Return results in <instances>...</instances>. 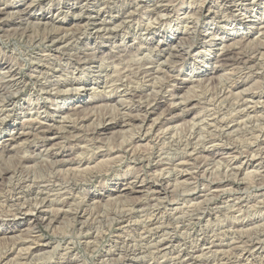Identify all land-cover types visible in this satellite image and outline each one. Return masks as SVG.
I'll list each match as a JSON object with an SVG mask.
<instances>
[{
  "label": "rangeland",
  "instance_id": "374dc122",
  "mask_svg": "<svg viewBox=\"0 0 264 264\" xmlns=\"http://www.w3.org/2000/svg\"><path fill=\"white\" fill-rule=\"evenodd\" d=\"M0 264H264V0H0Z\"/></svg>",
  "mask_w": 264,
  "mask_h": 264
},
{
  "label": "bare ground",
  "instance_id": "6f19581e",
  "mask_svg": "<svg viewBox=\"0 0 264 264\" xmlns=\"http://www.w3.org/2000/svg\"><path fill=\"white\" fill-rule=\"evenodd\" d=\"M229 4V3H228ZM112 8V7H111ZM163 17V16H162ZM64 18V17H63ZM172 19V18H171ZM41 20V19H40ZM160 21V20H159ZM156 22V21H155ZM154 22V23H155ZM54 25V24H53ZM42 29V28H41ZM104 29V28H103ZM111 29V28H110ZM109 31V30H108ZM107 31V32H108ZM111 31V30H110ZM101 32V31H100ZM110 33V32H109ZM26 34V33H25ZM99 34V33H98ZM114 34H115V32H114ZM54 35V34H53ZM104 35V34H103ZM111 35V34H110ZM52 36V35H51ZM55 36H57V35H55ZM97 36V35H96ZM113 36H116V35H113ZM54 37V36H53ZM60 37V36H59ZM109 37V36H108ZM111 37V36H110ZM187 37V36H186ZM57 38H58V36H57ZM99 38V37H98ZM41 39V38H40ZM47 39H48V37H47ZM80 39V38H79ZM108 39V38H107ZM62 40H64V38L62 39ZM72 40V39H71ZM85 40V39H84ZM86 40H91V37H89V38H86ZM43 41V40H42ZM48 41V40H47ZM66 41V40H65ZM98 42V41H97ZM101 42V41H100ZM53 43V42H52ZM54 43H56V42H54ZM50 44V43H49ZM53 45V44H52ZM67 46V45H66ZM178 46V45H177ZM64 49V48H63ZM53 50V49H52ZM59 50H61L60 48H57V49H55L53 52H58ZM67 52V51H66ZM92 52V51H91ZM60 53V52H59ZM209 53V52H208ZM208 53H204L205 55L204 56H206V57H208L209 56V54ZM58 54V53H57ZM63 54V53H62ZM67 55H65L66 57L68 56V53H66ZM56 55V54H55ZM146 55V54H145ZM173 55V54H172ZM79 56V55H78ZM48 57V56H47ZM95 57V56H94ZM103 57V56H102ZM146 57V56H145ZM170 57V56H169ZM51 58V57H50ZM85 58V57H84ZM88 58H89V56H88ZM147 58V57H146ZM200 58V57H199ZM62 59V58H61ZM87 59V58H86ZM144 59V58H143ZM176 59V58H175ZM56 60V59H55ZM79 60V59H78ZM77 60V61H78ZM81 60V59H80ZM88 60V59H87ZM95 60V59H94ZM205 60L206 59H204V62H205ZM86 61V60H85ZM182 61V60H181ZM200 61V60H199ZM198 61V62H199ZM248 61V60H247ZM34 62V61H33ZM41 62V61H40ZM54 62V61H53ZM72 62V61H71ZM95 62V61H94ZM174 62V61H173ZM172 62V63H173ZM250 62V61H249ZM73 63V62H72ZM76 63V62H75ZM83 64H84V61L82 62ZM257 63V62H256ZM43 64V63H42ZM247 64H248V62H247ZM250 64V63H249ZM80 65V64H79ZM115 65V64H114ZM121 65V64H120ZM175 66V65H174ZM44 67V66H43ZM120 67V66H119ZM156 67V66H155ZM10 68V67H9ZM39 68V67H38ZM98 68H100L101 69V66L100 67H98ZM97 68V69H98ZM115 68V67H114ZM40 70L42 69V68H39ZM116 69H117V67H116ZM75 70V69H74ZM87 70V69H86ZM241 70V69H240ZM6 71V70H5ZM19 71V70H18ZM17 71V72H18ZM85 71V70H84ZM116 71H118V70H116ZM168 71V70H167ZM232 72V71H231ZM33 73V75H34V80L36 81V82H39V80H40V77L41 78H43V79H48L41 71H38V72H36V71H34V72H32ZM229 73V72H228ZM7 74H8V76H10L11 78H14L15 76H16V70H12V69H8V72H7ZM20 74V73H19ZM18 74V75H19ZM138 74V73H137ZM33 75H31V76H33ZM155 75V74H154ZM18 77H20V76H18ZM24 78V77H23ZM52 79V78H51ZM156 79V78H155ZM220 79V78H219ZM23 80V79H22ZM45 80H44V82H45ZM81 80V79H80ZM12 81V80H11ZM14 81V87H15V94H17L18 93V91L20 90V88H21V85H22V83H23V81H20V82H18L17 80H13ZM10 82V81H9ZM24 82H26V81H24ZM55 83L54 84H51V83H53V81H51V82H49V85L51 84V86H58V84H60V86L62 87V88H64V87H73V86H77V87H79V88H76V89H74L73 88V90L74 91H79V90H81L83 87H84V85H83V83H84V81L83 80H81V81H79V80H75V79H73V80H71V81H66V82H69L68 84H66V82H61V83H59L60 81H54ZM139 83V82H138ZM47 84V83H46ZM64 84H65V86H64ZM111 84V83H110ZM109 84V85H110ZM37 85V84H36ZM23 86V85H22ZM114 86V85H113ZM50 87V86H49ZM25 88V87H24ZM27 88V87H26ZM33 88V87H32ZM58 88V87H57ZM104 88V87H103ZM44 89V88H43ZM40 90H42V89H40ZM68 89H66V93H69L68 91H67ZM71 90V89H70ZM72 90V91H73ZM94 90V89H93ZM33 91V90H32ZM45 91V90H44ZM222 91V90H221ZM247 91V90H246ZM36 92V91H35ZM11 93V92H10ZM38 93V92H37ZM52 93V92H51ZM65 92H63V94H66ZM9 94V93H8ZM15 94H14V96H15ZM165 95V94H164ZM70 96V95H69ZM8 99H7V101L12 97V94L10 95V96H6ZM67 99L68 98H71V97H66ZM2 99V98H1ZM249 101H251V100H249ZM11 102V101H10ZM3 104V103H2ZM211 105V104H210ZM257 105V104H256ZM255 105V106H256ZM219 108V107H218ZM60 109V108H59ZM58 109V110H59ZM152 109V108H151ZM220 109V108H219ZM148 110V108L146 109V111ZM150 110V109H149ZM147 114V113H146ZM255 117V116H254ZM142 118V117H141ZM146 118V117H145ZM139 119V118H138ZM244 120V119H243ZM138 121V120H137ZM142 123H144V120L142 121ZM141 123V124H142ZM147 125V124H146ZM73 126V125H72ZM84 126V125H83ZM262 126V125H261ZM111 127H113V126H111V125H109V124H107L106 125V123L105 124H103L102 126H100V130H98L97 132H103V131H106L108 128H111ZM206 127V126H205ZM140 128H142V126H140L139 127V130H140ZM148 128V127H147ZM72 129V128H71ZM223 129V128H222ZM226 129V128H225ZM147 130V129H146ZM71 131V130H70ZM148 132V131H147ZM203 133V132H202ZM97 134V133H96ZM204 134V133H203ZM226 134V133H225ZM52 135V134H51ZM253 136V135H252ZM19 138V137H18ZM199 138V137H198ZM47 139V138H46ZM52 140V139H51ZM76 141V140H75ZM79 142V141H78ZM62 150V149H61ZM64 150V149H63ZM89 156V155H88ZM62 161V160H61ZM73 161V160H72ZM85 161V160H84ZM34 162V161H33ZM80 162H81V160H80ZM117 162V161H116ZM56 163V162H55ZM57 164V163H56ZM63 164H66V165H70V163H69V161H65V162H63ZM116 164V163H115ZM59 166V165H58ZM77 166V165H76ZM55 167V166H54ZM61 167V166H60ZM236 167V166H235ZM37 168V167H36ZM59 168V167H58ZM218 168V167H217ZM233 168V167H232ZM48 169V168H47ZM130 169V168H129ZM230 169V168H229ZM56 171V170H55ZM215 171V170H214ZM217 171V170H216ZM215 171V172H216ZM231 171V170H230ZM37 172V171H36ZM171 173V172H170ZM212 173V172H211ZM223 173V172H222ZM22 175V174H21ZM56 175V174H55ZM24 177V176H23ZM40 177V176H39ZM33 178V177H32ZM46 178V177H45ZM58 178V177H57ZM90 179V178H89ZM26 180V179H25ZM35 180V179H34ZM41 180V179H40ZM84 181V180H83ZM159 181V180H158ZM40 182V181H39ZM43 182V181H42ZM46 182V181H45ZM82 182V181H81ZM85 182V181H84ZM161 182L163 183V181H159V184H161ZM18 183V182H17ZM32 183V182H31ZM51 183H52V181H51ZM65 183V182H64ZM19 184V183H18ZM23 184H24V182H23ZM35 184V183H34ZM47 184H48V182H47ZM61 184V183H60ZM63 184V183H62ZM67 184V183H66ZM142 184V183H141ZM164 184V183H163ZM20 185V184H19ZM33 185V184H32ZM51 185H54V184H51ZM74 185V184H73ZM45 186V185H44ZM47 186V185H46ZM45 186V187H46ZM60 186V185H59ZM15 187H18V186H15ZM23 187H25V186H23ZM36 187V186H35ZM61 187V186H60ZM161 187V186H160ZM34 188V187H33ZM42 188V187H41ZM135 187H127V188H125L126 190H128V191H130V190H133ZM151 188V187H150ZM13 189V188H12ZM20 189H21V187H20ZM29 189H30V185H29ZM47 189V188H46ZM67 189H68V187H67ZM153 189V188H152ZM63 190V189H62ZM166 189L163 187V188H161V191L163 192V191H165ZM21 191H22V189H21ZM23 191H26V189L25 190H23ZM22 191V192H23ZM29 191V190H28ZM27 191V192H28ZM41 191V190H40ZM43 191V190H42ZM60 191V190H59ZM69 191V190H68ZM16 192V191H15ZM30 192H31V190H30ZM37 192H39V191H37ZM55 192V191H54ZM33 193V192H32ZM44 193V192H43ZM26 194V193H25ZM27 194H29V193H27ZM42 194V193H41ZM65 194V193H64ZM158 194V193H157ZM10 195V194H9ZM38 195V194H37ZM37 195H35V196H37ZM46 195V194H45ZM45 195H44V198H45ZM63 195V194H62ZM61 195V196H62ZM67 195V194H66ZM30 196V195H29ZM48 196V195H47ZM53 196V195H52ZM59 196V195H58ZM7 197V196H6ZM19 197V196H18ZM51 197V196H50ZM108 197V196H107ZM28 198V197H27ZM26 198V199H27ZM33 198V197H32ZM47 198V197H46ZM69 198V197H68ZM30 199V198H29ZM34 199H35V197H34ZM48 199V198H47ZM46 199V200H47ZM65 199V198H64ZM36 200H38L37 198H36ZM56 200V199H55ZM6 201V200H5ZM27 202H28V200H26ZM33 201V200H32ZM40 203L39 204H41L40 206H42L43 205V203H44V201L45 200H43V199H40ZM14 202V201H13ZM23 202V201H22ZM29 202H30V200H29ZM37 202V201H36ZM39 202V201H38ZM38 202H37V204H35V206H31L30 204V209H31V211H32V213L34 212V215L35 214H37V210L39 209V211H40V206H37L38 205ZM49 202H50V198H49ZM51 202H53L54 203V201H51ZM143 202V201H142ZM76 203V202H75ZM77 203H79V202H77ZM23 204H24V202H23ZM26 204V203H25ZM28 204V203H27ZM34 204V203H33ZM52 204V203H51ZM48 205V204H47ZM75 205V204H74ZM24 206V205H23ZM22 206V207H23ZM44 206V205H43ZM42 206V207H43ZM49 206H50V204H49ZM61 207V206H60ZM79 207V206H78ZM77 207V208H78ZM44 208V207H43ZM64 208H66V207H64ZM82 208V207H81ZM27 209V208H26ZM121 209V208H120ZM251 209H252V207H251ZM29 210V209H28ZM78 210V209H77ZM30 212V211H29ZM158 212V211H157ZM39 214V213H38ZM122 214V213H121ZM46 215V214H45ZM76 215V214H75ZM120 215V214H119ZM15 216V215H14ZM236 216V215H235ZM22 217H23V220H33V222L34 221H36L37 220V217H35V216H33V214H30V213H27V212H25V213H23L22 214ZM52 217H53V215H52ZM45 218V217H44ZM8 219V218H7ZM51 219V218H50ZM146 220V219H145ZM219 220V219H218ZM49 221V220H48ZM40 222V221H39ZM52 222V221H51ZM178 222V221H177ZM37 223V222H36ZM42 223V222H41ZM44 223V222H43ZM38 224V223H37ZM261 224V223H260ZM36 225V224H35ZM109 225V224H108ZM33 230V229H32ZM230 232V231H229ZM261 232V231H260ZM127 235V234H126ZM139 236H141L140 234H139ZM3 237V236H2ZM37 239V238H36ZM34 242V241H33ZM159 242V241H158ZM169 244H170V242H169ZM33 245V244H32ZM146 246V245H145ZM148 246V245H147ZM155 246V245H154ZM112 247V246H111ZM26 248V247H25ZM256 248V247H255ZM243 250V249H242ZM162 251V250H161ZM33 254V253H32ZM41 256V255H40ZM200 256V255H199ZM202 256V255H201ZM139 257V256H138ZM238 257H239V255H238ZM126 259V258H125Z\"/></svg>",
  "mask_w": 264,
  "mask_h": 264
}]
</instances>
